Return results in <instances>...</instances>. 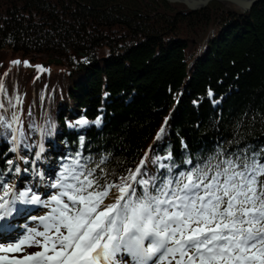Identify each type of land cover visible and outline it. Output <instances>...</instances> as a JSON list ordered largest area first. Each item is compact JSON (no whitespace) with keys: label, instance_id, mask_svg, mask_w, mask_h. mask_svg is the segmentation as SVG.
<instances>
[{"label":"trees","instance_id":"trees-1","mask_svg":"<svg viewBox=\"0 0 264 264\" xmlns=\"http://www.w3.org/2000/svg\"><path fill=\"white\" fill-rule=\"evenodd\" d=\"M0 86V115H18L24 133L16 152L0 135L8 182L17 167L28 183L74 160L114 182L146 155L151 175L169 153L174 173L192 167L189 157L260 153L264 0L248 11L218 0L198 10L169 0H0Z\"/></svg>","mask_w":264,"mask_h":264},{"label":"snow or ice","instance_id":"snow-or-ice-1","mask_svg":"<svg viewBox=\"0 0 264 264\" xmlns=\"http://www.w3.org/2000/svg\"><path fill=\"white\" fill-rule=\"evenodd\" d=\"M3 94L6 90L0 86ZM4 107L0 103V109ZM18 125L20 117L15 113L11 119L0 115L4 130L0 135L10 136L13 152L24 139ZM262 154L264 149L260 153L245 149L218 159L221 154L216 153L195 164L189 157L184 163L192 167L174 173L175 164L163 163L172 161L169 153L156 158L157 171L151 175L145 167L146 155L135 171L114 182H108L106 175L101 181L74 160L51 185L59 191L51 196V213L40 218L44 230L29 229L12 245L0 244V252L18 251L35 235L44 242L36 240L28 246L42 251L8 264H264ZM0 193V221L13 214L17 203H41L31 189L20 192L3 179ZM109 195L112 202L105 204Z\"/></svg>","mask_w":264,"mask_h":264},{"label":"rangeland","instance_id":"rangeland-1","mask_svg":"<svg viewBox=\"0 0 264 264\" xmlns=\"http://www.w3.org/2000/svg\"><path fill=\"white\" fill-rule=\"evenodd\" d=\"M225 5H227V4H225ZM227 6L239 9L236 6H231V5H227ZM52 63H54V62H52ZM22 172H23V167H21L19 172L17 174L15 173L14 176L10 179L9 182H11V186H14V188L16 190L22 192V191L29 190V189H26L25 187L33 184V187L36 190V192L37 193L38 192L41 193V194H39V196L41 198V203L40 204L42 205V208L40 210H38L37 212H32L33 216L28 218V220L34 222L36 225H32L33 228H30L29 225L27 226L28 228H23V230H25L26 233L24 235H22L21 237H10L8 239L0 240V244H2L4 246H10L14 242L18 241L19 239H22L27 234V231L29 229H32L34 231H43L44 230L43 225L41 224V222H40V220L38 218L39 217L41 218V217L48 216L51 213V208L54 207V205L51 204V196L57 194L58 191H59L58 189L51 187V185L53 183H55L57 179H54L53 177L52 178L46 177L45 174H44V176H42L41 171H39V172L33 173L32 179L27 183L26 181H24L22 179ZM7 180H9V179L6 178L4 180L6 184L8 183ZM25 183H27V185H25ZM0 194H2V193H0ZM111 196L112 195H110V197ZM110 197H109V199H110ZM109 199H107L104 203H106ZM17 205H18V203L15 205V207H18ZM25 205L29 206V204H25ZM45 205H48V206H45ZM16 222L17 221H14V223H16ZM28 223H30V222H28ZM22 225L26 226V223H23V222L17 223V225L15 226V231H20L22 229ZM49 235H55V233L51 232V233H49ZM33 236H34L33 238L31 237L30 240L27 239V241L34 242L36 240H40L41 243L44 242L43 238L36 237L35 235H33ZM39 251H42V248L37 247V246H33V247L28 248V244L24 243L23 245L20 246V250H18V251H15V252H0V257H4V258L6 257L7 258V257L11 256L10 258L16 257L19 260H22V259H25L28 255L35 254L36 252H39ZM49 254H51V253H49ZM4 260H0V261L3 262Z\"/></svg>","mask_w":264,"mask_h":264},{"label":"water","instance_id":"water-1","mask_svg":"<svg viewBox=\"0 0 264 264\" xmlns=\"http://www.w3.org/2000/svg\"><path fill=\"white\" fill-rule=\"evenodd\" d=\"M171 3H185L192 10H198L206 7L213 0H169ZM227 5H235L242 11H248L252 6L261 0H218ZM59 63V59H49L48 63ZM45 65V64H44Z\"/></svg>","mask_w":264,"mask_h":264},{"label":"bare ground","instance_id":"bare-ground-1","mask_svg":"<svg viewBox=\"0 0 264 264\" xmlns=\"http://www.w3.org/2000/svg\"><path fill=\"white\" fill-rule=\"evenodd\" d=\"M231 6H235V5L231 4ZM44 187H45V186H44ZM112 199H113V196H111L110 199H109L105 204L112 202ZM23 205H25V204H19V206H23ZM27 212H30V208H29V210H27ZM3 225H7V222L3 223ZM16 229H17V228H16ZM0 232H1V231H0ZM1 233H2V232H1ZM26 235H27V234H26ZM31 237L33 238L34 236H31ZM31 237H29L28 240H30ZM35 249H36V248H35ZM8 258H10V257H7V258L5 259V262H7V259H8Z\"/></svg>","mask_w":264,"mask_h":264}]
</instances>
